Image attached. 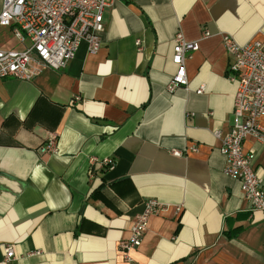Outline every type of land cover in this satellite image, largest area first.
Segmentation results:
<instances>
[{"label":"crops","instance_id":"obj_1","mask_svg":"<svg viewBox=\"0 0 264 264\" xmlns=\"http://www.w3.org/2000/svg\"><path fill=\"white\" fill-rule=\"evenodd\" d=\"M103 22L95 52L81 41L62 69L0 79V264H264V211L224 173L214 136L236 90L222 36L263 39L264 0H116ZM178 31L199 48L188 87L169 92ZM13 38L0 27V49ZM51 132L56 152H40ZM242 149L264 188V144L247 136ZM106 156L113 167L91 173ZM148 199L163 207L126 260L119 242Z\"/></svg>","mask_w":264,"mask_h":264},{"label":"built area","instance_id":"obj_2","mask_svg":"<svg viewBox=\"0 0 264 264\" xmlns=\"http://www.w3.org/2000/svg\"><path fill=\"white\" fill-rule=\"evenodd\" d=\"M116 0H3L0 9V27L11 28L14 37L28 45L22 50L0 49V79L16 78L32 80L42 69L59 70L74 57L81 41L88 50L95 52L100 46V33L104 29L103 11ZM135 2L136 0H123ZM209 32L204 30L202 36ZM226 51L230 56L229 78L236 82L233 96L232 122L229 131L221 135L217 130L214 136L221 141L220 152L225 159L223 171L240 183L244 197L249 201L251 211H264V188L253 167V156L243 151L242 143L247 136H253L264 144V126L260 118L264 115V38L238 43L229 35L222 36ZM171 61L175 72L166 84L169 92L179 86L188 87L185 61L199 48L197 40H187L182 32L173 38ZM135 45L139 48L141 40ZM189 53V54H188ZM203 85L195 89L203 93ZM79 95L72 101H78ZM57 136L48 134L40 152L54 153L57 150ZM172 154L179 156L178 150ZM115 164L111 156L90 158V166L110 169ZM155 199H148L144 209L137 213L130 224L129 236L119 242L120 252L128 260V251L137 247L147 228L151 214L162 209ZM4 261L14 258L11 244H3Z\"/></svg>","mask_w":264,"mask_h":264},{"label":"rangeland","instance_id":"obj_3","mask_svg":"<svg viewBox=\"0 0 264 264\" xmlns=\"http://www.w3.org/2000/svg\"><path fill=\"white\" fill-rule=\"evenodd\" d=\"M25 45H28V39L25 40L24 44L16 40L15 38L11 39V45L8 47L16 48V50H21L24 48Z\"/></svg>","mask_w":264,"mask_h":264}]
</instances>
